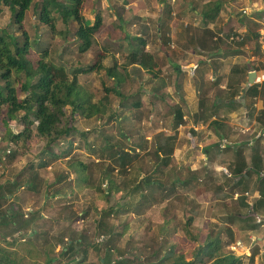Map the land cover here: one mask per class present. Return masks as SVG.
Listing matches in <instances>:
<instances>
[{"label":"rangeland","instance_id":"rangeland-1","mask_svg":"<svg viewBox=\"0 0 264 264\" xmlns=\"http://www.w3.org/2000/svg\"><path fill=\"white\" fill-rule=\"evenodd\" d=\"M163 2L165 4L161 5ZM42 3L41 0H34L21 29L15 23L14 11L0 2V34L4 31L11 33L22 43L25 39L24 33H27L30 40L29 55L35 64L41 58L43 50L48 48V60L56 65H64L67 69L89 66L97 60V55L102 49H107L108 57L103 62L107 69L79 75V83L84 91L92 94L95 101H103L106 112L103 116L92 118L78 115L79 132L68 138L73 141L72 152L75 158L90 165V173L93 174L91 188L86 187L83 179L77 174L81 173L82 168L70 165L68 159L70 156L56 160L47 168H39L37 154L41 146L37 145L26 155L17 153V147L11 141L9 131L18 133L23 130V124L19 119H14L9 122L7 128L4 122H1L5 119V114L0 116V185L12 181H18L22 185L13 195L1 199L0 218L3 211L11 205L21 215L20 217H26L25 220L34 215L37 218L36 222L29 223L22 233L6 234L10 227L4 224L0 226L2 236L0 247L11 253L13 262L10 264H50V257L57 258L53 264H104V261H101L103 258L113 260L124 258L130 259L129 264H149L148 258L152 260L153 255L155 261L159 259L163 239L181 241L186 233L188 221H192L193 231L201 230L202 234L205 233L204 236L213 231L220 234L226 242L229 240L230 229L235 240L244 238L249 228L237 225L238 228L234 229L233 226L235 219L232 213L237 209L235 204L237 200L234 199L229 175L226 176L227 170L230 172V166L223 170L222 166L216 165L219 170H214L213 165L205 159L204 149H201L193 138L203 132L191 126L193 118L200 117L201 111L195 116L191 114L185 99V82L177 81L179 71L168 64L170 59L180 60L179 66L185 68L182 71L184 76L189 74V68H194L198 62V73L204 68L211 69L202 64L201 56H209L210 53H204L196 46L193 48L191 45L187 46L195 27L191 23L186 24L191 17L190 12L193 11L191 5L195 9H200L202 1L86 0L83 10L85 18L94 20L96 14L101 12L103 26L96 35V44L83 55L79 50L80 40L75 34L78 24L71 22L66 25L61 15L55 13L56 28L53 29L38 19ZM228 5L226 9L232 11L231 20L225 37H218V42H221L225 51L229 49L233 53L242 41L238 38L239 32L235 30L233 23L238 21V18L244 23L249 19L248 16H244L243 9L250 6V3L241 0L238 5L231 6L230 3ZM169 8L176 9L177 13L182 10L183 15L189 17H185L186 21H176L177 17L174 18L173 13H168ZM170 16L172 20L169 26L161 28L160 23ZM121 20L124 21L123 30L120 27ZM146 26L149 27L148 33L145 32ZM67 29L69 33L66 32ZM198 29L195 35L201 34L202 29L199 27ZM141 34L147 39V50L155 56L158 67L154 72L143 71L132 65L123 69L126 54L131 48L136 47L134 43L132 44V37ZM205 36L202 35V41L199 43L201 46L203 38L206 40ZM34 41L36 43L31 45ZM242 52L245 51L243 49L237 51ZM240 56L239 61L242 60L240 63L232 58V62L228 61L223 67L225 72L224 76H221L222 79L230 78L233 84L246 79V76L237 74L235 70L239 65L247 64L245 61L249 55L244 53ZM115 63H118L119 70L126 78L122 85L123 99L113 91L116 81L107 74L108 68L113 67ZM193 79L197 83V77ZM216 82V79L211 80L212 84L208 86V90L204 84L200 83L198 86L200 90L198 97L200 96L203 106L208 107L207 110L211 108L217 96L228 97L223 95L222 90L219 91L221 88L218 85L213 84ZM177 86L180 87L176 89ZM210 90L213 93L212 98L206 96ZM26 95L25 92L21 93L22 98ZM134 102H141L142 106L138 108ZM178 106L182 107L185 116L184 122L177 127L174 110ZM237 108L242 121L244 117L242 107ZM23 115L24 110L19 113V116ZM202 117L204 122L208 123L212 116L208 112ZM227 129L228 127L224 130ZM82 132L87 133V145ZM236 134L238 136L229 133L228 138L235 141L250 137L249 133L241 135L238 131ZM167 135H175L177 143L175 141L171 164L168 167L161 164L160 168L165 170V173H171L172 177L191 178L188 180L189 183L177 185L175 191L170 192L168 198L165 197L167 199L161 203H154L152 198L151 202L145 204L146 207L140 214L114 210L108 218L102 217L100 214L102 207L113 206L126 193L114 191L110 197L105 198L109 183L106 178L104 179L103 173H113V178L121 189L130 188L140 173L146 175L154 173L153 169L157 162L154 158L155 145L160 142L158 138L165 139ZM66 144L67 142L61 148H57V151L67 149ZM108 144L115 145L116 148L122 145L124 150L133 155L135 162L122 169L105 152L104 148ZM261 145L264 149V141ZM35 175L38 177L37 186L32 189L26 183L32 181ZM62 178L61 182L55 184ZM168 178L167 176L165 179ZM46 182L55 185L46 190ZM41 183L43 186L38 190V184ZM3 190L8 195V186ZM58 190H63L65 196L58 194L46 198L45 194L49 192L51 195ZM160 191H156L154 195L156 199L162 196ZM164 224L168 226L166 236L162 235L161 230ZM34 231L35 234L32 233ZM81 238L83 241L79 245L76 240ZM69 240L74 241L75 250L63 255L62 246ZM179 245L187 246L183 241ZM187 256L190 258L191 254ZM73 257L75 259L72 260ZM246 264L257 263L246 260Z\"/></svg>","mask_w":264,"mask_h":264},{"label":"trees","instance_id":"trees-1","mask_svg":"<svg viewBox=\"0 0 264 264\" xmlns=\"http://www.w3.org/2000/svg\"><path fill=\"white\" fill-rule=\"evenodd\" d=\"M42 7L39 12V18L44 23L56 28L55 19L56 14L61 15L62 20L66 25L71 22H76L78 28L75 31L77 38L80 40L79 50L83 54L88 53L93 46L96 44V35L103 26V15L98 12L94 17V20L85 18L83 10L85 7L86 0H41ZM2 4L8 6L14 11L15 23L22 29L28 10L31 8L34 0H0ZM222 2L213 5L205 6L202 12L204 21L208 24V19H213L220 11ZM168 13H172V8L168 9ZM214 13V14H212ZM172 17L160 23V27L169 26ZM124 21H120V27L123 30ZM149 27H145V32L148 33ZM69 33V30L66 31ZM25 39L21 43L18 37L13 36L11 33L4 31L0 34V116L5 114L4 122L5 126H9V122L14 119H19L23 124V130L14 133L9 131V137L13 144L17 147L16 152L22 155H26L32 151L34 147L41 146L38 152L39 168H47L50 164L54 163L60 158L70 156L68 158L70 165L73 167H81V173H77L83 184L91 188L93 174L90 173V165L83 161H79L75 154H73V141L68 138L73 136L76 132H79L77 127L78 115H82L85 118H92L94 116H103L105 114L106 105L103 101H95L92 94H88L82 88L79 83L80 74H90L93 72H99L103 69H107L103 65L104 60L108 57L107 49H102L97 55V60L89 66L79 68L67 69L64 65H56L48 60L49 53L48 48L43 50L41 58L36 62L30 57V40L28 39L27 33ZM134 45L136 47L131 48L126 54V64L124 63L123 69H127V66L132 65L140 70L147 72H154L158 67L156 59L153 53L147 50V39L141 35L132 37ZM256 41V53L261 56L264 55V39L259 34H255ZM34 41L32 44H35ZM131 44V45H132ZM241 44V42L239 43ZM216 48L211 51L216 53ZM264 57V56H263ZM262 57V58H263ZM254 66L247 63L246 65H239L236 67L235 72L240 75H244L247 78L248 71ZM177 70L182 71L181 67H176ZM107 74L112 77L116 82L113 87V91L119 96L124 98L122 92V85L125 82V76L123 72L119 70L118 63L111 68H108ZM221 76L217 78V82L213 83L218 85L221 80ZM247 79H242L233 84L228 82V99L229 102L234 103L237 97L242 91V83ZM20 85V86H19ZM20 88H19V87ZM25 92L27 95L25 98L21 97V93ZM259 98L264 100V83L258 84L253 83L248 86L243 96V103L239 106L242 109L246 108L249 110L250 118L254 119L257 109L255 104ZM136 107H141V102L133 103ZM217 102L213 101V106H217ZM234 107H238L237 105ZM69 108V109H68ZM25 111V115L19 116L21 111ZM174 111L177 119V127L184 122L185 113L182 111V107L178 106ZM218 115V110L215 111ZM195 116V114H192ZM201 116V115H200ZM212 116V115H211ZM257 121L264 128V108H261L258 112ZM196 119V118H195ZM197 121V120H196ZM211 125L220 126L218 120L211 121ZM87 133L82 132V136L85 138V145H87ZM159 137V136H158ZM160 139L155 145L154 158L156 159V166L153 169L154 173L146 175L140 173L137 180L134 181L130 188H120L117 185L116 180L113 178V173H103L104 179L106 178L109 183L108 192L104 194V197H110L112 192L122 193L126 191L122 199L117 201L113 206L109 208L102 207L100 214L104 218H108L110 213L114 210L117 212L134 213L140 214L143 208L146 207V203L151 202L154 198V203H161L167 199L170 192H174L177 185L188 184L191 178L182 179L180 176L172 177L171 173H165L166 171L160 168L163 164L164 167H168L171 164L172 157L175 151V135H167L165 139ZM264 139V134L260 136L257 143L253 147L254 153L251 155V160H247L245 157V146L239 147L235 157L234 167L230 166L226 176L229 175V183L232 186V191L239 194L237 198V204L240 210H235L234 214L243 212L241 205L245 207L248 214L255 216L257 220V212L260 205H264V193L262 194L263 199L256 200L249 203L248 192L254 188L251 187V182L255 183L256 190L264 187V156L261 153V143ZM67 142V149L64 151H57V148H61ZM42 144V145H41ZM91 145V144H90ZM115 145L108 144L104 150L109 154V158L114 159L122 169H125L128 164L131 165L135 162L133 155L130 152L123 149L122 145H118L116 150ZM60 152V153H59ZM15 154V153H14ZM70 154V155H69ZM38 174V173H36ZM169 177L167 180L166 177ZM256 176V177H255ZM35 175L32 181L26 184L30 187L35 188L37 186ZM60 179L55 184L61 182ZM36 184V185H35ZM52 183L46 182V190L51 188ZM38 190L42 187V183L38 184ZM8 186V195L4 192V188ZM22 186L18 181H12L5 185H0V203L2 198L13 195L16 190ZM144 189V190H142ZM157 190H161L162 195L159 198H155ZM255 190V191H256ZM252 191V194L255 193ZM232 192V194H233ZM250 193V192H249ZM58 194L65 196L63 190L53 192L51 195L49 192L45 194L46 198L49 196H57ZM167 197V198H165ZM106 198V197H105ZM134 200L136 202L134 203ZM1 209V206H0ZM241 211V212H240ZM17 213L14 206H10L4 210L0 218V226L6 225L10 227L8 233H22L24 228L29 223L36 222V216L26 218L25 216ZM192 219V218H191ZM185 235L181 238V241H172L169 238H165L161 241V255L159 259L155 261L154 255L152 260H149V264H246V259H249L250 263L255 262V256L259 252V248L253 249L252 254L245 258L231 250V244L234 241V233L229 229L228 235L229 240H225L220 234L213 233L210 231L205 234L193 231L191 228L192 221H188ZM163 231L162 235L166 236L168 233V226L164 224L161 227ZM36 231V230H35ZM35 231L32 232L35 234ZM161 231V232H162ZM1 236V234H0ZM2 237V236H1ZM6 238V237H4ZM82 238L77 239L79 245L82 244ZM186 243V247H180V242ZM74 241L69 240L67 244L62 246L61 252L63 255L75 250ZM179 243V244H178ZM5 248L0 247V264H10L13 262L11 253ZM191 257L188 258V254ZM75 259L74 257L71 258ZM57 260L56 257H50L49 263L53 264ZM130 259H116L103 258L104 264H129Z\"/></svg>","mask_w":264,"mask_h":264},{"label":"crops","instance_id":"crops-1","mask_svg":"<svg viewBox=\"0 0 264 264\" xmlns=\"http://www.w3.org/2000/svg\"><path fill=\"white\" fill-rule=\"evenodd\" d=\"M202 1V7L199 9H195L193 5H191V11L189 15H191L190 19L186 24L191 23L195 27L192 29L191 36L189 38L190 43L187 44L191 45L192 48L196 46L199 50L204 51V53L208 52L210 53L209 56H202V64L207 67H211L210 70L207 68H204L202 71L198 73L197 69L199 67V62L198 64L195 65L194 68H189L188 72L189 74L183 75L182 71L185 70L184 67L179 66L180 65V60L176 59H170V64L171 67H181L182 71L178 72L177 76V81H181V83L184 81V91L186 92L185 99L187 100V106L189 110L191 111V114H197L199 111L200 112V117L198 118H193L192 120V127L195 128V130H201L203 133L197 134L195 137L196 143L199 144V147L201 149H204V157L209 163L213 165L214 170H219L217 169L216 165L222 166L223 170H227L228 165L234 167V162H235V155L241 146H245V157L247 160H251V155L254 153L253 147L257 143L258 139L262 134H264V128L260 126V124L257 121V114L260 111L261 108H264V100L263 98H259L257 100L255 107L257 109V113L254 117V119L250 118V113L249 110L246 108L242 109L243 110V120L241 121L239 109L234 106H239L243 102V96L245 91L248 89V86L251 85L249 81V75L252 71L256 72V76L254 78V83L262 84L264 83V55H260L256 53V41H255V34H259L260 37L264 39V0H247L250 3V6H246L244 10H247L246 13H244V16H248L249 19L244 21H240L238 18V21H235L233 23V26H235V30L238 33L237 36L240 38L241 44L240 46L237 47L231 53L229 49L225 51L223 48V45H221V42H218L220 36L225 37V32L228 29V24L230 23L231 20V10L227 11L226 9L228 3L231 4V6L238 5L241 0H231L232 2H229L228 0H198ZM221 1L222 5L220 8L219 13L215 18L213 19H208V24H206L204 21H206L203 16L202 12L205 9V6L207 5H213V8L215 7L216 3ZM165 2H163L161 5H164ZM174 11V12H173ZM172 10V13L174 14V18L177 17L175 20L176 21H186V18L189 16H184V12L180 10L177 15V11ZM214 14V13H212ZM186 17V18H185ZM194 19V20H192ZM201 28L202 35H206V40L203 38V46H201L199 43L202 41V35L198 34L195 35V31L199 30ZM192 28V27H191ZM230 30V29H229ZM201 36V37H200ZM233 38V37H232ZM163 45V44H162ZM161 45V46H162ZM174 46V45H173ZM182 47V46H181ZM215 47L216 48V53H213L211 50ZM183 48V47H182ZM244 50L245 52L242 53H237L238 50ZM264 52V51H263ZM249 55V58L245 61L249 64H251L252 67L248 71L247 75V81H243L242 83V91L240 95L237 97L236 101L234 103L229 102L228 98H221L220 96H217V98L214 100L217 102V106H213V102L211 105V108L209 110L208 107L203 106L201 99L198 97V94H200L199 90V84H204L205 88L208 90V86H211V80H217L218 77L224 76V70L223 67L228 64V61L230 62L232 58H234L235 61L240 63L242 60L239 61V58L241 57L240 54ZM263 57V58H262ZM220 60V62H217ZM232 62V61H231ZM234 62V61H233ZM185 66V65H183ZM203 66V67H204ZM256 66H258L256 68ZM188 69V68H187ZM177 74V73H176ZM182 77H181V76ZM184 76V77H183ZM197 77V83L193 79ZM228 82L229 79L223 77L222 81L218 84L219 91L222 90L223 95H228ZM179 85V84H178ZM180 86H177L176 89H178ZM212 92L211 90L207 92V97L212 98ZM218 110V115L214 113L215 111ZM212 115L208 123L204 122L203 115L208 114ZM201 118V119H200ZM197 120V121H196ZM213 120H218L220 122V126H214L211 125V121ZM226 127H228L227 131L224 130ZM230 129V130H229ZM234 131H239V134H246L249 133L250 137L249 138H240L239 140H231L229 137V133L231 135H237V132ZM238 136V135H237ZM264 139H262V142ZM177 143V141H176ZM261 153L262 156H264V149L262 148L261 145ZM195 171V169H192ZM227 173L228 172L227 170ZM262 176L264 173L261 174ZM256 177V176H255ZM251 187L254 188L248 192L247 195H249V203L254 202L259 199H263L262 194L264 193V187L259 188V190L255 188V183L252 181L251 182ZM227 189L225 192H227ZM256 190V191H255ZM252 191H255L254 194H252ZM224 192V193H225ZM234 199L237 200L239 194L234 193ZM237 202V201H236ZM235 202V204H237ZM239 209V205L237 204V209ZM241 210L243 212L239 214H234L232 213L234 222L233 226H235L234 229L238 228V226L242 225L244 227H248L249 231L245 234L244 238H237L236 240L234 239L233 243L231 244V249L232 245L235 244L237 241H241L243 244L242 246L234 250L237 254L241 256H245V258L249 257L252 252L254 251L253 249L259 248L258 254L255 256V263L259 264L262 262L264 264V221L259 222L255 219V216L248 214L246 211L245 207L241 205ZM257 216L264 218V205H260L258 208ZM238 225V226H237ZM250 258H247L249 262Z\"/></svg>","mask_w":264,"mask_h":264},{"label":"built area","instance_id":"built-area-1","mask_svg":"<svg viewBox=\"0 0 264 264\" xmlns=\"http://www.w3.org/2000/svg\"><path fill=\"white\" fill-rule=\"evenodd\" d=\"M243 12L246 13L247 10H244ZM257 221L263 222L264 221V218L258 216ZM242 244L243 243L241 241H237L235 244L232 245V249L231 250L234 251V250L239 249L242 246ZM262 250L264 251V249H262Z\"/></svg>","mask_w":264,"mask_h":264},{"label":"water","instance_id":"water-1","mask_svg":"<svg viewBox=\"0 0 264 264\" xmlns=\"http://www.w3.org/2000/svg\"><path fill=\"white\" fill-rule=\"evenodd\" d=\"M255 76H256V72L252 71V72L250 73V75H249V81H250L251 84L254 83V78H255Z\"/></svg>","mask_w":264,"mask_h":264}]
</instances>
